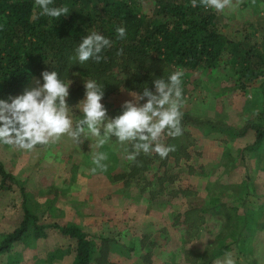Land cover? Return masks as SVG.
I'll return each mask as SVG.
<instances>
[{
  "label": "rangeland",
  "instance_id": "rangeland-1",
  "mask_svg": "<svg viewBox=\"0 0 264 264\" xmlns=\"http://www.w3.org/2000/svg\"><path fill=\"white\" fill-rule=\"evenodd\" d=\"M231 5L222 12L216 11L221 32L230 41L240 42L245 51L249 50L250 57L255 59L256 55L261 56L264 64V0H231ZM142 11L148 16L154 15L153 1L144 0ZM249 46L252 48L249 49ZM229 54L227 50L221 59V65L224 66L214 69L212 77L201 70L189 73L181 111L198 120L199 124L224 123L221 126L231 130L212 129L205 134L202 126L199 128L197 125L181 123L182 131L190 135L191 142L186 149L188 158L180 157L178 162L171 165L175 181L170 187L178 191L188 189L194 193L193 197L208 202L212 195L225 191L229 186H240L246 173H249L254 192L257 196H262L260 199L252 195L247 198L252 209L257 210L264 205V168L262 165L256 166V156L251 159L246 157L240 165L238 161L240 155H245L242 149L254 139V130L247 128L249 122H262L264 118V66L260 70L257 68L260 65H255L256 79L243 80L229 65V59L233 57ZM37 80L39 79L33 78L17 95L35 87ZM68 80L72 81L71 86L83 85V78L76 73ZM240 85L244 89L238 88ZM129 92L121 88L102 103L109 111L112 107L131 100ZM77 103L69 107L73 128L82 118L75 107ZM164 139L162 137L159 142ZM96 152L107 153L108 160L105 163L110 172L125 170L131 161L128 159V144H120L115 137L99 148L93 137L86 139L82 135L77 140L67 134L54 142L37 144L31 150L0 144V161L14 177L10 188H0V236L19 227L25 204L29 212L38 219L37 224H76L88 232L97 246L100 245L101 238L113 239L115 242H110L108 248L114 254V263L109 264H193L198 261L200 250L213 241L215 233L219 231L222 215L204 214L196 228L188 230L194 229L193 237L181 242V231L174 227L173 218L186 209V202L190 200L181 193L163 194L152 201L147 195L141 196L135 185L127 190L129 195L119 194L120 189L109 195L107 201L114 204V215H111L112 205L109 202H103L95 208L88 204L90 198L87 199L82 190L86 188L85 177H89L88 174L108 179L105 171L91 172L94 166L92 156ZM83 162L84 165L81 164ZM77 164L81 165L82 181L77 180ZM116 193L123 197L122 201L116 199ZM233 198V193L225 192L220 200L226 202L228 208L229 201ZM92 216L101 219L100 225L91 224L89 219ZM114 221L116 222L113 223ZM107 222L110 223L109 231L105 228ZM122 224L126 225L123 229ZM29 231L26 239L14 243L7 253L0 254V264H6L12 257H16L17 264L72 263L75 245L73 239L62 236L52 227L47 228L44 231L46 236L39 239L32 237L31 227ZM243 249L242 253L235 248L227 252L231 253L235 264H264V225L253 231L252 239L243 245ZM51 251L58 253L48 261L47 253ZM188 251L193 252V255L187 254ZM224 257L225 254L218 257L214 264H219Z\"/></svg>",
  "mask_w": 264,
  "mask_h": 264
},
{
  "label": "trees",
  "instance_id": "trees-1",
  "mask_svg": "<svg viewBox=\"0 0 264 264\" xmlns=\"http://www.w3.org/2000/svg\"><path fill=\"white\" fill-rule=\"evenodd\" d=\"M143 1L54 0L52 6L69 8L67 16L59 19L47 16L33 19V14L39 11L34 0H0V99L16 96L33 78L41 80L43 71H56L65 82L74 73L85 79H96L105 88L103 102L121 88L142 92L146 86L154 91V79L162 76L167 79L177 69L184 73V91L191 71L201 70L212 77L214 69L224 66L221 65V59L227 50L229 56H233L229 59V65L241 79H256L257 68L262 70L264 64L261 56L256 55L254 59L249 56V50L245 51L241 47L240 42L230 41L220 30L216 10L204 7L199 0L196 7L192 6V0H152V16L142 11ZM117 27L126 29L123 40L117 38ZM93 30L108 37L113 44L102 52L103 59L99 63L90 59L81 65L74 59V49L81 38ZM258 64L260 66L255 68ZM238 88L244 89L242 85ZM83 96V85L70 86L68 105H74ZM120 111L121 106L112 107L108 115L115 116ZM182 114L183 125L202 126L205 134L212 129L231 130L221 126L224 123L199 124L188 113ZM262 115L264 117V110ZM247 128L254 130V139L242 149L245 155H240L238 164H243L246 157L251 159L256 156V166L262 165L264 168V164H261L264 163V118L262 122H249ZM181 135L172 137L166 131L162 134L160 140L162 137L165 139L160 143L171 147L167 156L162 158L155 152H141L126 165L125 170L110 172L106 169L105 175L112 183H122L120 193L124 195H129L127 190L136 185L140 195H147L152 201L168 193H181L190 199L186 209L173 218V225L181 231L183 242L193 237L194 229L188 230L196 228L204 214L222 215L223 221L214 240L206 245L198 261L193 263L214 264L218 257L232 248L240 253L244 251L243 245L252 239L253 231L264 225V205L253 210L248 203V196H257L251 186L252 177L249 173H246L240 186L225 187V191L212 195L208 202L193 197L194 193L188 189L178 191L170 187L175 181L171 172L172 163L178 162L180 157L188 158L186 149L191 142L190 135L184 131ZM128 150L131 151L130 144ZM13 182L14 177L0 161V188L8 189ZM225 192L234 194L228 208L226 202L220 200ZM23 209L19 227L0 236V254L7 253L14 243L26 239L30 227L34 239L45 237L44 231L52 227L62 236L75 241L71 264H109L108 244L115 242L110 237L101 238L97 246L80 226L37 224L38 219L25 204ZM57 253H47V260L50 261ZM187 254L193 255V252L188 251ZM6 264H17L16 257H12Z\"/></svg>",
  "mask_w": 264,
  "mask_h": 264
},
{
  "label": "clouds",
  "instance_id": "clouds-1",
  "mask_svg": "<svg viewBox=\"0 0 264 264\" xmlns=\"http://www.w3.org/2000/svg\"><path fill=\"white\" fill-rule=\"evenodd\" d=\"M204 7L222 12L231 5V0H199ZM54 0H34L39 10L33 14V19L47 16L59 19L67 16V6H52ZM192 6H197V0H192ZM117 38L126 37V29H115ZM113 41L97 31H90L83 36L75 47L74 59L84 64L92 59L99 63L102 52L111 47ZM184 73L177 69L167 76L153 80V90L144 86L142 92L130 91L131 100L121 105V111L115 116H109L108 110L102 103L104 87L96 79L83 77L84 96L75 105L82 114L73 128L69 116V88L71 80L65 82L56 71H43L41 80L36 86L26 89L22 94L0 99V144L12 145L22 150H31L37 144H48L59 140L67 134L79 140L83 135L86 139L93 137L96 146L102 147L111 138L120 144H130L129 160H135L141 152L157 153L160 157L167 156L171 150L159 140L162 134L177 137L182 134L181 119L183 104L182 78ZM145 101L144 103H140ZM108 155L96 152L92 156V173L103 172ZM219 264H235L231 253Z\"/></svg>",
  "mask_w": 264,
  "mask_h": 264
},
{
  "label": "crops",
  "instance_id": "crops-1",
  "mask_svg": "<svg viewBox=\"0 0 264 264\" xmlns=\"http://www.w3.org/2000/svg\"><path fill=\"white\" fill-rule=\"evenodd\" d=\"M81 164H83L84 165V162L83 163H81ZM76 166H78L79 168L76 170L77 171V173H79L77 176H78V181H79V179H81L80 178V172H81V165L80 164H77ZM88 176L89 177H85V179H86V183H87V185H86V188L84 189V190H82V192H83V194H85L86 195V197H87V199H89L90 198V200H89V202H88V204H91V206H95V208L97 207V205H100V204H102L103 202H109V201H107V198H109V195H113V192L114 191H117V190H119V189H121L122 188V183H112L111 181H109L107 178H102V177H100V178H96V176L97 175H95V174H91V175H89L88 174ZM83 179H81V181H82ZM92 190V193H90V191ZM93 196H92V195ZM119 194H121L120 192H119ZM118 193H116V196L117 197H119V198H117L116 197V199L118 200V201H122L123 200V197L121 196V195H119ZM119 195V196H118ZM101 196V197H100ZM99 197H100V199H99ZM103 197V199L101 200V198ZM115 201V200H114ZM113 202V201H112ZM111 205H112V208H111V215L113 214L114 215V211H112V209H113V205L114 204H112L111 202H109ZM80 206H82V205H80ZM186 207H187V202H186ZM79 208V207H78ZM81 210V209H80ZM88 219H89V217H88ZM168 219H169V216H168ZM90 222H92L91 224H93L94 226H98V225H100V221H101V219L100 218H98V217H96V216H92V217H90ZM116 221H114L113 223H115ZM146 222H149V221H146ZM152 223H154L155 224V221H153ZM171 223V222H170ZM104 226H106V225H104ZM92 228H93V226H91ZM126 227V225L125 224H122L121 225V228L123 229V228H125ZM157 227H159V225H157ZM105 228H107L108 229V231H109V228H110V223H108L107 222V226L105 227ZM177 231H179V230H177ZM218 233V232H217ZM217 233H215V234H217ZM87 234H88V232H87ZM201 234V233H200ZM89 236V235H88ZM182 235H180V237H181ZM90 237V236H89ZM91 238V237H90ZM182 238V237H181ZM181 242H182V239H181ZM212 242V241H211ZM203 249H204V246H203ZM203 249L202 250H200L201 251V253L203 252ZM114 254H113V252H112V250H109V252H108V254H107V261L108 262H111V263H114L113 261H114ZM115 261H116V259H115ZM120 261V260H119Z\"/></svg>",
  "mask_w": 264,
  "mask_h": 264
}]
</instances>
